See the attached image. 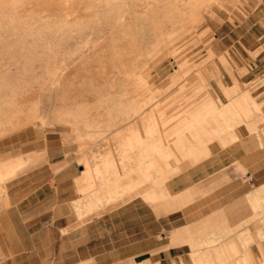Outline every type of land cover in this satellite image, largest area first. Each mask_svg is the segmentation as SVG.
Segmentation results:
<instances>
[{
  "label": "rangeland",
  "instance_id": "374dc122",
  "mask_svg": "<svg viewBox=\"0 0 264 264\" xmlns=\"http://www.w3.org/2000/svg\"><path fill=\"white\" fill-rule=\"evenodd\" d=\"M225 19L235 25L229 36L242 35L249 52L232 55L220 52L215 44L211 47L213 34ZM244 66L254 67L251 74L264 67V0H23L0 14V164H24L19 156L8 157L9 153L19 146L36 148L44 139L69 151L76 172L83 170L75 180L76 226L137 195L162 211L190 202L219 204L222 198L217 199L215 192L199 193V199L195 192L168 196L163 183L186 162L222 159L219 147L236 138L244 144L254 139L258 146L264 143V98L257 88L261 78L233 70ZM240 79L244 83H238ZM152 90L162 105L154 119L161 131L150 136L143 129L138 148L120 149L111 134L98 142L75 139L77 106L91 108L89 117L94 119L100 102L114 97L152 102ZM196 113L203 116L200 125L207 144L214 141L211 155L193 140V154L171 148L166 158L165 148L158 143L194 120ZM238 126L241 136L237 137ZM155 146L156 166L149 168L148 175L130 173L134 184L127 190L112 174H105L106 167L112 170L104 165L107 159L128 173L131 165L144 163L141 158ZM136 155L142 157L136 161ZM98 169L109 182L99 178ZM251 177L249 171H241L239 181L247 193L232 203L243 214L233 222L234 217L226 221L222 214L214 215L193 230L186 264L207 260L264 264V184H253ZM215 179L214 175L208 178ZM107 190L112 199L98 202L96 197ZM141 190L145 192L137 194ZM257 190L256 199L248 198ZM104 219L76 232V259L82 260L76 264H104L103 253L111 245L105 239L111 227ZM120 226L114 224L119 230ZM222 244L225 250L211 255V246ZM95 252L100 253L96 263L88 258Z\"/></svg>",
  "mask_w": 264,
  "mask_h": 264
},
{
  "label": "crops",
  "instance_id": "0c3cea01",
  "mask_svg": "<svg viewBox=\"0 0 264 264\" xmlns=\"http://www.w3.org/2000/svg\"><path fill=\"white\" fill-rule=\"evenodd\" d=\"M234 19L232 15V20ZM225 24L231 27H226ZM221 25H224L227 31L219 30ZM234 29V23L227 19L223 20L213 34L215 42L211 47L213 48L215 44L220 52L232 55L239 54V51L249 52L250 47L246 48L241 42L242 35L238 38L229 36ZM253 68L244 66L232 69L234 71L243 69L245 73L251 74ZM257 68H260L258 72L251 74L250 77L260 76L261 82L257 88L264 98V67ZM239 82L244 83L241 79ZM149 100L150 98L148 101L133 103L120 97L111 98V101L100 102L95 107L94 119L89 117L91 108L77 106L75 139L79 142H98L111 134L110 138L120 149L132 151L138 148L143 140V129H146L147 135L150 136L161 131V125L154 120L162 107L161 102L155 98V90H152V102ZM196 114L194 120L179 126L181 128L175 130L176 134L172 133L168 140L158 143L165 148L166 158L171 148L188 150L193 154V140H197L201 148L206 146L208 154L211 155L210 148L214 141L207 144L204 130L200 125L203 116L201 113ZM163 125L169 130L168 122ZM261 128L264 139V125ZM238 129L239 126L237 132L234 131L237 137L241 136ZM50 142L52 141L44 139L41 146L36 148H32V145L30 148L19 146L15 152L9 153L10 158L19 156L24 162L22 165L18 162L0 164V264H76L82 261L80 258L76 259V232L86 225L102 221V217L105 218L104 223L111 227L110 234L105 237L111 245L103 253L106 258L104 264H186L185 259L189 252L187 241L191 239L190 233L193 230L208 222L207 218L214 215L222 214L226 221H231V217H234L233 222L235 216L243 214L241 211L243 209L232 208V203L247 193L246 190H242L243 185L239 181L241 171L244 169L249 171L253 184H264V143L258 146L254 139L244 144L236 138L219 147L223 154L222 159L209 160L205 157L195 162H186L180 165L181 170L178 173L163 183V190L168 196L215 192L217 199L222 198L219 204L193 206V202H190L162 211L160 206L150 204L137 195L76 226L75 180L83 170L76 172V164L72 161L73 156L70 152L60 150L58 145H52ZM173 144L176 147H173ZM39 148L40 150H37ZM154 152H158L156 146L153 151H146L145 158L140 157L142 161L145 159L144 163L131 165L128 173L119 170L107 159L104 165L112 166V170L106 167L105 174H112L118 179V183L122 184L123 190H127L132 183L134 184V179L130 180L132 173L137 177L143 173L148 175L149 168L156 166L153 164ZM216 153L214 152V155ZM127 157L131 158L128 155ZM140 158L138 155L135 156L136 161ZM143 166L146 167L145 172L142 171ZM258 169H261L260 173H256ZM96 172L99 176L102 174L100 169ZM211 175L215 176L214 181L208 180ZM99 178L104 179L102 176ZM104 180L110 181L108 178ZM210 184L213 185L210 187ZM144 192L145 190H141L137 194ZM258 194L259 192L248 198L256 199ZM199 198L201 197L198 195L197 199ZM208 198L210 199L209 196ZM111 199L108 190L96 197L98 202L103 200L109 202ZM189 205L191 207H188ZM114 224H120L121 230L116 229ZM215 246H211V255L217 256L225 245ZM99 256L100 253L95 252L88 258H92L96 263ZM211 262L212 260H207L206 264H212Z\"/></svg>",
  "mask_w": 264,
  "mask_h": 264
},
{
  "label": "bare ground",
  "instance_id": "6f19581e",
  "mask_svg": "<svg viewBox=\"0 0 264 264\" xmlns=\"http://www.w3.org/2000/svg\"><path fill=\"white\" fill-rule=\"evenodd\" d=\"M21 2H23V0H0V14H2L5 10L14 8L15 6L19 5ZM5 129H8V127H6Z\"/></svg>",
  "mask_w": 264,
  "mask_h": 264
}]
</instances>
